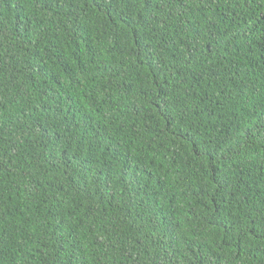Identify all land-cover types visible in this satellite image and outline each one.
Listing matches in <instances>:
<instances>
[{
	"label": "trees",
	"instance_id": "trees-1",
	"mask_svg": "<svg viewBox=\"0 0 264 264\" xmlns=\"http://www.w3.org/2000/svg\"><path fill=\"white\" fill-rule=\"evenodd\" d=\"M0 264H264V0H0Z\"/></svg>",
	"mask_w": 264,
	"mask_h": 264
}]
</instances>
